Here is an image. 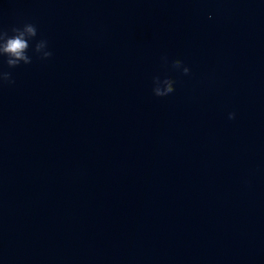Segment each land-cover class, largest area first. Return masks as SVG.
Masks as SVG:
<instances>
[{"label":"water","instance_id":"95a60500","mask_svg":"<svg viewBox=\"0 0 264 264\" xmlns=\"http://www.w3.org/2000/svg\"><path fill=\"white\" fill-rule=\"evenodd\" d=\"M25 23L0 264H264V0H0V30Z\"/></svg>","mask_w":264,"mask_h":264},{"label":"clouds","instance_id":"9594fccd","mask_svg":"<svg viewBox=\"0 0 264 264\" xmlns=\"http://www.w3.org/2000/svg\"><path fill=\"white\" fill-rule=\"evenodd\" d=\"M9 31L12 33L9 35ZM37 36V28L34 24L25 23L21 27L13 26L9 30H0V56L7 57L5 63L9 68L19 66L21 63L27 65L31 63V57L27 54L29 49V40ZM46 46L45 40H39L34 46L35 53H42L41 58H48L52 55L49 51H42ZM165 62L167 57L163 58ZM182 61L177 59L172 61L173 68L179 69ZM184 74L189 73L188 67H183ZM0 81L13 83L11 73H0ZM175 82L165 77L160 80L158 77L153 78L154 87L152 88L153 95L157 97L166 96L174 91L173 84ZM229 119L235 118V113H229Z\"/></svg>","mask_w":264,"mask_h":264}]
</instances>
